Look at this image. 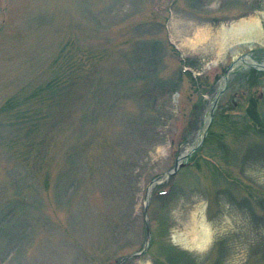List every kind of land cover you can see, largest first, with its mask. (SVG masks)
Segmentation results:
<instances>
[{"label":"rangeland","instance_id":"rangeland-1","mask_svg":"<svg viewBox=\"0 0 264 264\" xmlns=\"http://www.w3.org/2000/svg\"><path fill=\"white\" fill-rule=\"evenodd\" d=\"M3 21L0 264H264V0H0ZM99 67L132 82L85 116Z\"/></svg>","mask_w":264,"mask_h":264},{"label":"trees","instance_id":"trees-1","mask_svg":"<svg viewBox=\"0 0 264 264\" xmlns=\"http://www.w3.org/2000/svg\"><path fill=\"white\" fill-rule=\"evenodd\" d=\"M44 14L46 16L50 15V13H44ZM92 17L95 18V15L92 14ZM100 22H98V23H100ZM48 24L51 25L50 22H48ZM6 25L7 24L4 21L0 25V35L2 34L3 31H6V29H7ZM74 29H73L74 30V38H71V42L68 41L69 43L67 42L65 44L66 47H69V46L73 47L72 52L70 53L69 50L66 51V50L63 49L62 53L65 54V56L70 57L71 64H72V61L75 60L77 62V65H78V63L80 62V60L82 58V53H81L80 50L75 49V45L77 43H81L83 41L82 33H83V31L85 29H82V28L78 29V30L76 28H74ZM5 39H8V37L5 36L4 37V41H5ZM124 56H126V59H123V61H129V64H131L132 61L135 59V57H134L135 55H131L129 53L124 54ZM114 57L117 58L115 54H114ZM115 61L116 60H114V63L107 62V66L108 67L113 65L111 67V73L114 74V75H115V70L117 69L116 68L117 64H115ZM96 71H97V73L95 74L94 80L92 79V82H91L90 95H89V97L87 99L90 102L85 107V110H86V113H87V115H85V116L89 115V111H90L91 114H93L94 112H96V110L99 109L100 106L97 105V103H98V101H100V97H102V99L104 98L105 93H106L105 91H106L107 88H112L113 86H115V88H121L122 85H123L122 83H128L129 84V82H132V79H126V81H124V82H121V81L119 82V81L115 80V76L111 77V73L107 74L106 70L104 72L103 69H101L100 67ZM51 82L54 83V84L60 83L59 80H57V78H56V80H52ZM111 82H114L113 86H111ZM117 84H118V86H116ZM105 85H106V89H105ZM58 87H56L54 90L51 89L50 91L54 92L56 89H58ZM109 99L110 98H108V101H110ZM84 104H85V102H84ZM109 105H111V101H110ZM256 105H257L256 102L253 101L252 102V107L249 109L248 113H250L251 116L256 119L257 123L258 122L260 123V121H258V112H257V106ZM83 108H84V106H83ZM257 125H258V127L260 129L262 128V127L259 126V124H257ZM75 158H77V156H75Z\"/></svg>","mask_w":264,"mask_h":264},{"label":"bare ground","instance_id":"bare-ground-1","mask_svg":"<svg viewBox=\"0 0 264 264\" xmlns=\"http://www.w3.org/2000/svg\"><path fill=\"white\" fill-rule=\"evenodd\" d=\"M254 28H258V23L256 20H243L231 25L230 34L236 37L238 33L247 34ZM228 33L229 32L227 29H221L219 31L220 36ZM246 63L256 66L254 61H247ZM184 158L185 156L180 158L179 164L183 163ZM186 218H188L186 223L187 229L190 232V238H187L184 234H177L175 235L176 241H184L187 246H193L195 249H205L212 241L213 232L212 228L205 221L204 207L201 205V208H197L195 212L190 211Z\"/></svg>","mask_w":264,"mask_h":264},{"label":"water","instance_id":"water-1","mask_svg":"<svg viewBox=\"0 0 264 264\" xmlns=\"http://www.w3.org/2000/svg\"><path fill=\"white\" fill-rule=\"evenodd\" d=\"M178 167H179V166H177V169H178ZM148 230H149V228H148Z\"/></svg>","mask_w":264,"mask_h":264}]
</instances>
